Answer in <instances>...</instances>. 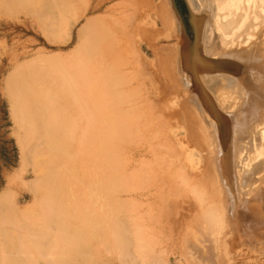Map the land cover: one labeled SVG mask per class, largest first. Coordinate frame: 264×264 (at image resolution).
Masks as SVG:
<instances>
[{
	"label": "bare ground",
	"instance_id": "6f19581e",
	"mask_svg": "<svg viewBox=\"0 0 264 264\" xmlns=\"http://www.w3.org/2000/svg\"><path fill=\"white\" fill-rule=\"evenodd\" d=\"M93 1L0 0L51 42L85 17L6 84L33 180L0 196V264L264 258V0H185L191 36L175 0Z\"/></svg>",
	"mask_w": 264,
	"mask_h": 264
},
{
	"label": "rangeland",
	"instance_id": "374dc122",
	"mask_svg": "<svg viewBox=\"0 0 264 264\" xmlns=\"http://www.w3.org/2000/svg\"><path fill=\"white\" fill-rule=\"evenodd\" d=\"M87 2L82 14L86 15L90 7ZM113 1L112 3H116ZM178 11L182 16L188 35L191 36L189 24V9L185 0H175ZM0 4V196L5 193L13 194V201L20 209L28 210L32 196L29 188L33 180V167L24 163V150L20 141L22 130L18 117L7 90L9 77L21 72L23 65L39 60L40 56L74 54L76 33L85 21L84 15L77 20H71L67 40L63 43L51 42L42 27L33 18L24 13L4 11ZM148 61V57H146ZM230 249V258L222 259L219 264H264V258L257 253H251L243 247ZM163 246V245H162ZM164 258L160 264H183L178 250L168 243ZM219 261V260H218ZM155 264V263H151Z\"/></svg>",
	"mask_w": 264,
	"mask_h": 264
}]
</instances>
